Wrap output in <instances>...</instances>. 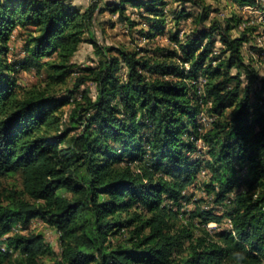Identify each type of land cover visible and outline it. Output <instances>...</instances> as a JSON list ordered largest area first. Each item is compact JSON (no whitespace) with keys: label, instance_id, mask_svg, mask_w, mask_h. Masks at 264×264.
I'll list each match as a JSON object with an SVG mask.
<instances>
[{"label":"trees","instance_id":"trees-1","mask_svg":"<svg viewBox=\"0 0 264 264\" xmlns=\"http://www.w3.org/2000/svg\"><path fill=\"white\" fill-rule=\"evenodd\" d=\"M165 3L104 6L131 26L128 5L153 16L144 35L151 38L163 30ZM98 6L0 0V177L21 179L20 191L0 192V264H264V78L245 60L249 34H232L240 20L222 26L204 9L184 43L173 37L179 50L160 59L96 46L103 59L76 82L94 83L96 96L84 90L66 119L71 97H58L57 88L71 76ZM19 27L25 55L10 59ZM33 68L47 71L44 84L21 87L18 73ZM203 117L213 120L205 126ZM200 141L206 163L193 157ZM204 168L207 192L226 211L192 212L189 224L199 225L176 228L185 192ZM224 218L231 228L212 234L207 226ZM36 219L58 231L60 253L43 234L22 233Z\"/></svg>","mask_w":264,"mask_h":264},{"label":"rangeland","instance_id":"rangeland-1","mask_svg":"<svg viewBox=\"0 0 264 264\" xmlns=\"http://www.w3.org/2000/svg\"><path fill=\"white\" fill-rule=\"evenodd\" d=\"M165 1V5L161 8L165 19L162 32L158 33L155 37L146 38L144 35L152 28V23L146 17H149V19L150 17L151 19L154 18L146 14L144 10L139 11L132 6H127L125 15L131 17L132 21L136 23L135 26H131L129 23H122L120 21L119 12L112 13L104 6L106 3H120L121 0H66V2L72 3L82 11L88 8L92 3H98L99 5L94 22L85 34V42L81 45L79 51L72 60L73 72L67 84L57 88L58 97H71L69 104L63 108L66 119L69 118L75 101H81L82 92L84 90H89L91 97L95 98L96 96V85L92 82H87L80 88H76L77 79L85 75L83 69L96 67L99 61L103 59L102 56L97 54L96 46L100 48L120 49L135 54L141 59H160L162 55L179 50L177 43L172 41L173 37L177 36L178 40L184 43L186 41V35L190 34L195 27L193 22L194 19H196L204 9L209 11L211 21H218L222 26H226L228 24L227 21L233 19V17L240 20L232 34L234 37L240 36L241 33L245 31L249 34L252 41L250 44L244 46L245 60L247 63H252L253 67L256 68L260 79L264 78V0H258L259 5L256 7L248 5L237 6L234 2L225 0H197L199 2L198 4H180L172 0ZM181 11H185L187 16L178 22L176 17ZM25 39L26 31L20 27L15 29L14 35L10 40V59H22V57H24L23 47ZM252 47H254L255 50H253ZM215 50L217 53L221 51L220 43L217 44ZM112 54L117 55L116 52ZM121 68L120 75L123 76L124 73L127 72V68L123 64H121ZM238 73L236 68L231 71L233 76ZM147 77L154 78L152 74H147ZM46 78L47 71L45 69L41 72H37V70L33 68L21 71L17 75L18 84L24 88L44 84ZM241 81L243 82V86L246 85L247 78L244 73ZM259 82L252 87L253 93L251 94V98L253 101L255 100L254 94H258L260 90ZM203 125L206 126L204 122ZM198 145L200 147V153H197L193 157L206 163L209 160L207 155L208 149L201 141ZM210 178L211 175L209 171L204 168L197 175L194 184L185 192L189 200L183 203L182 210L176 222V228L186 227L187 225L193 227L199 225V221L197 220L189 224L191 223L188 220L189 214L192 212L212 210L218 215L225 213V208L216 205L213 195L207 192L206 186L209 184ZM245 188L246 186L244 184L242 189ZM20 189V175L0 177V192L3 190L20 191ZM215 225L207 226L212 234L223 229L231 228V223L228 218H224L220 225ZM194 230L197 235L201 233L200 230H196V228H194ZM22 233L43 234L46 243L57 253H60V234L56 229L48 226L41 219L33 220L28 230H24ZM46 264H53V261L47 260Z\"/></svg>","mask_w":264,"mask_h":264},{"label":"built area","instance_id":"built-area-1","mask_svg":"<svg viewBox=\"0 0 264 264\" xmlns=\"http://www.w3.org/2000/svg\"><path fill=\"white\" fill-rule=\"evenodd\" d=\"M187 67V66H186ZM201 120L203 121V122H205L206 124H209L210 122H212V118H206V117H203V118H201ZM212 225H215L214 223H210L209 224V226H212ZM215 226H217V225H215ZM211 228V227H210Z\"/></svg>","mask_w":264,"mask_h":264},{"label":"clouds","instance_id":"clouds-1","mask_svg":"<svg viewBox=\"0 0 264 264\" xmlns=\"http://www.w3.org/2000/svg\"><path fill=\"white\" fill-rule=\"evenodd\" d=\"M235 255L237 257H239L241 260H243V258H244V253H242V252H236Z\"/></svg>","mask_w":264,"mask_h":264}]
</instances>
